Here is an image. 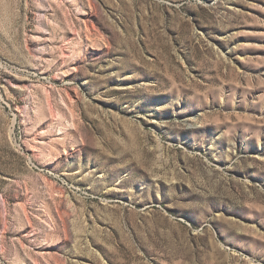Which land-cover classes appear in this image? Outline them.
Instances as JSON below:
<instances>
[{"label":"rangeland","instance_id":"rangeland-1","mask_svg":"<svg viewBox=\"0 0 264 264\" xmlns=\"http://www.w3.org/2000/svg\"><path fill=\"white\" fill-rule=\"evenodd\" d=\"M0 264H264V0H0Z\"/></svg>","mask_w":264,"mask_h":264}]
</instances>
